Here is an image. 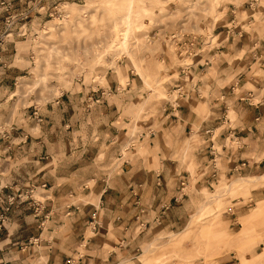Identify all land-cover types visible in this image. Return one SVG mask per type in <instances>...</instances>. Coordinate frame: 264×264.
Instances as JSON below:
<instances>
[{"label":"crops","instance_id":"1","mask_svg":"<svg viewBox=\"0 0 264 264\" xmlns=\"http://www.w3.org/2000/svg\"><path fill=\"white\" fill-rule=\"evenodd\" d=\"M221 20L213 28L214 40L205 42L204 36L193 35L176 42L179 58L190 57L191 62L187 68L184 61L177 63V73L168 70L170 80L165 83L170 96L162 97L155 116L142 122L149 128L155 126L144 136L143 153L128 156L120 170L110 171L105 161L121 158L124 148L133 151V144L128 143L134 127L127 99L133 93L127 88L131 73L125 87L110 77L108 85L63 93L51 106H62L68 113L75 108L83 119V129L89 128L87 117H93L96 130L103 127L97 143L103 146V155L97 159L104 168L94 167V163L78 167L75 152L59 155L55 149L43 165L34 152L21 159L18 153L25 149L21 143L15 144V154H0L3 196L9 191L3 187L6 182L50 184L45 188L47 219L31 215L20 203L7 212L8 220L0 227V264H68L80 247L84 252L76 264H138L142 234L144 239L149 234L159 237L179 228L171 233L170 244L198 214L199 209L194 210L189 221L193 208L187 199L196 193L183 191L185 184L198 188L210 186L213 179L226 180V186L239 180L249 182L251 194L259 202L243 220L256 217L258 207L264 209V182L260 184L264 179V3L249 0L243 9L227 10ZM180 44L189 47L183 49ZM0 71L2 104L20 75L11 67ZM27 165L33 168L29 174ZM62 165L68 171L60 172ZM122 175L127 178L121 179ZM89 178L97 183L85 185ZM94 194L97 201L91 200ZM70 196H89L90 200L69 204ZM68 210L71 212L66 213ZM92 217H97L98 225H92L93 232L86 234ZM146 225L151 229L144 231ZM218 228L226 230L220 220ZM145 242L142 257L148 258L146 264L167 251L166 245L157 249L153 242ZM233 263L225 259L214 264Z\"/></svg>","mask_w":264,"mask_h":264},{"label":"rangeland","instance_id":"2","mask_svg":"<svg viewBox=\"0 0 264 264\" xmlns=\"http://www.w3.org/2000/svg\"><path fill=\"white\" fill-rule=\"evenodd\" d=\"M248 1L0 0V69L15 68L20 75L14 79L11 91L0 104V154H15V144L21 143L25 147L18 153L21 159L29 158V153L34 152L43 165L51 149H55L59 155L75 152L78 167L94 163V167L104 168V163L97 158L103 155L98 132L103 131L105 122L99 124L102 129L98 131L93 117H87L89 128L83 129V119L75 108L68 113L62 106L53 109L51 106L63 93L91 85L96 87V84L108 85L110 77L125 87L131 73L132 83L127 88L133 93L127 99L131 126L134 127L128 143L133 144V151L129 153L123 147L121 158L105 161L109 163L110 171L120 170L128 156L134 152L143 153L144 136L155 126L149 128L142 122L155 116L156 105L162 97L170 96L171 90L165 83L170 80L168 70L176 72L177 63L184 61L187 68L191 62L190 57L188 60L179 58L178 39L193 35L204 36L205 42L216 39L213 28L222 22L223 14L227 10L243 9ZM128 11L131 29L125 35L127 24L124 19ZM41 74L46 77L38 80ZM36 80L39 82L35 83ZM67 122H70L68 128L65 127ZM217 161L220 164L218 158ZM32 169L27 165L26 174ZM68 169L67 165H62L60 172ZM122 178L127 176L122 175ZM95 182L89 178L85 185ZM241 182L226 186V180L213 179L210 186L198 188L185 184L183 191L193 189L197 195L193 193L191 199H187L189 207L193 208L189 221L194 210L199 209V212L170 244L171 233L179 228L159 237L149 234V241L157 249L165 245L167 249L159 257L152 258V264H214L225 259L234 261L233 264H264V260L256 261L257 256L251 260L259 252L263 251L259 257L264 254V209L258 207L256 217L243 220L259 201L251 194L249 182ZM263 182L264 179L260 184ZM17 183L3 184L9 191L5 196L0 194L4 210L0 212V227L8 220L7 212L19 203L26 205L31 215L48 218L45 188L50 184L27 180ZM83 187L81 185L80 189ZM96 197L94 194L91 200L97 201ZM88 199L89 196H70L66 202L78 204ZM96 218L92 217L94 221ZM93 220L89 222L86 234L93 232L92 225H98ZM219 220L230 232L218 228ZM150 229L146 225L144 231ZM240 230H245L243 235L235 236ZM144 236L142 234L141 247L136 254L138 264H146L145 260H148L142 257L145 241L149 243ZM83 250L80 247L79 252L69 258L68 264H76Z\"/></svg>","mask_w":264,"mask_h":264},{"label":"bare ground","instance_id":"3","mask_svg":"<svg viewBox=\"0 0 264 264\" xmlns=\"http://www.w3.org/2000/svg\"><path fill=\"white\" fill-rule=\"evenodd\" d=\"M133 1V0H132ZM133 5V4H132ZM132 8V7H131ZM128 17H130V14H129V11H128V13H127V16H126V18L124 19L125 21H126V28H125V35H126V33H127V31L129 30V28L131 27L130 26V21L131 20H129V18ZM131 29V28H130ZM123 38V37H122ZM88 49V48H87ZM40 79H38V80H43V79H45V75L44 74H41L40 75ZM38 80H36V82L35 83H37V82H39ZM264 258V254L261 256V257H259V256H257V258H256V261H260V260H264L263 259Z\"/></svg>","mask_w":264,"mask_h":264},{"label":"built area","instance_id":"4","mask_svg":"<svg viewBox=\"0 0 264 264\" xmlns=\"http://www.w3.org/2000/svg\"><path fill=\"white\" fill-rule=\"evenodd\" d=\"M174 37H175V35H173ZM179 41H183V37H181L180 39H178V41L177 42H179ZM184 48V47H183Z\"/></svg>","mask_w":264,"mask_h":264}]
</instances>
